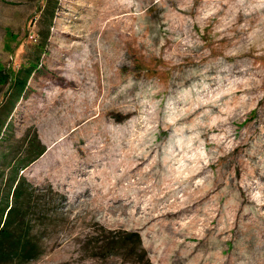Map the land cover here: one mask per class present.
Segmentation results:
<instances>
[{
  "label": "rangeland",
  "instance_id": "1",
  "mask_svg": "<svg viewBox=\"0 0 264 264\" xmlns=\"http://www.w3.org/2000/svg\"><path fill=\"white\" fill-rule=\"evenodd\" d=\"M8 108L0 182L43 146L26 264H264V0H0Z\"/></svg>",
  "mask_w": 264,
  "mask_h": 264
},
{
  "label": "trees",
  "instance_id": "2",
  "mask_svg": "<svg viewBox=\"0 0 264 264\" xmlns=\"http://www.w3.org/2000/svg\"><path fill=\"white\" fill-rule=\"evenodd\" d=\"M53 6L47 11L48 15L53 14ZM29 61L25 66L22 65L19 71H15L10 77L11 87L15 90L13 100L19 95L25 87L29 74L38 64ZM11 102V104H12ZM8 108L3 116H0V138H5L6 118L10 112ZM5 125V126H4ZM64 136V135H63ZM66 136V135H65ZM35 139V138H34ZM25 155L8 168V174L0 182V264H26L29 260L35 258L40 252V242L34 231L36 221L38 223L45 222L42 215H33L31 206H34L39 199L38 196L32 194L31 187L22 175L17 174V166L20 168L27 165L33 160L43 149V146L35 141H26ZM8 167V166H7ZM1 175V173H0ZM10 197V204H8ZM40 209L37 208L38 212ZM41 218L40 220H37ZM32 219H36L33 220ZM130 243H134V247L139 244L138 235L132 231H116L110 235V239H106L105 247L108 250L113 248L129 249ZM126 251V250H125ZM128 251V250H127Z\"/></svg>",
  "mask_w": 264,
  "mask_h": 264
}]
</instances>
